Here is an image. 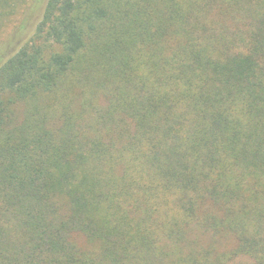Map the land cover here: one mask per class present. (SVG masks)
I'll use <instances>...</instances> for the list:
<instances>
[{"label":"trees","instance_id":"obj_1","mask_svg":"<svg viewBox=\"0 0 264 264\" xmlns=\"http://www.w3.org/2000/svg\"><path fill=\"white\" fill-rule=\"evenodd\" d=\"M39 2L0 54V264H264V0Z\"/></svg>","mask_w":264,"mask_h":264},{"label":"rangeland","instance_id":"obj_2","mask_svg":"<svg viewBox=\"0 0 264 264\" xmlns=\"http://www.w3.org/2000/svg\"><path fill=\"white\" fill-rule=\"evenodd\" d=\"M40 1V0H39ZM38 0H26L16 13L10 15L0 25V54L9 52L16 48L18 44L24 39L26 27L30 20L37 14L40 2ZM20 118V115L18 116ZM204 244L214 243L213 238L210 236H203ZM223 239L221 243H214V245L221 249H227L234 245L232 239ZM75 243L85 250H94L96 247L86 241L82 235L74 236ZM228 264H254L253 260L247 256L239 255Z\"/></svg>","mask_w":264,"mask_h":264}]
</instances>
